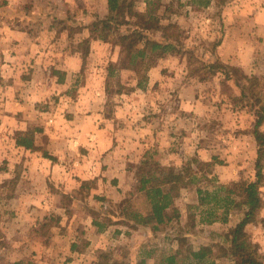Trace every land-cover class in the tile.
<instances>
[{
  "label": "rangeland",
  "instance_id": "1",
  "mask_svg": "<svg viewBox=\"0 0 264 264\" xmlns=\"http://www.w3.org/2000/svg\"><path fill=\"white\" fill-rule=\"evenodd\" d=\"M237 1L239 0H214L211 10L202 12L201 9H197L191 13L188 9V0H153L152 2L155 3L154 7H158V14L162 18L161 22L164 26V32L158 34L157 37L161 38V34H169L171 37L179 39L184 47V54L166 58L161 63L164 66L161 79L151 87L147 85L146 90L143 91L137 90L135 87L138 78L142 74L141 62L138 64L140 75L132 68L122 66L115 77L110 80L106 78V68L111 64H119V62H111L112 52L116 54L119 48L113 43L105 42L101 30L94 29L96 31L95 34L80 40L76 39L77 36H72L71 40L66 36L67 33L70 34L71 30L76 28L77 25L75 23L78 20L80 22H84L86 19L92 20V17L96 15L85 16L84 13L87 11L80 10V8L63 9L55 0L54 5L56 6L52 10L45 7L49 5L47 3L48 0H0V52H9L8 57L11 59L10 55H12V52H22L20 51L21 46L24 49L30 48L28 44L23 45V41L19 42L13 36V27L19 25V27L31 30V38L29 39L31 43L30 52L84 53L86 55L84 69L80 74L82 78L79 81L87 84L92 83L95 87L99 85L98 87L105 88V90L108 82L109 88L108 92H106V103L104 105L101 104V109L104 106L106 116L110 117V120H116L112 124H115L117 129L127 128L136 132L134 137H131L133 143L130 144L131 147L129 148V151L134 155V157L128 158L130 162L127 161V164H130V169H127L126 164L121 173L120 170L116 173L124 181L125 179L128 180L125 183L128 191L121 193L122 196L117 195L116 198L110 197V199H107L98 195L99 193L96 192L95 188L96 185L93 182L88 185H82L89 188V192L81 188L78 190L81 196L85 193L90 194L85 200H80L82 204H78L80 207L76 208L77 211L75 213L79 216L78 220H80L77 225L79 234L85 226L87 228L90 220L89 216H92L93 213L107 215L111 211L119 212L121 201L128 194L137 193L141 175L149 170H156L158 167L174 171L183 170L185 174L189 168L198 172L201 169L198 163H205L209 167L204 166V171H201L200 174L205 173L209 178L215 176L221 184L229 185L221 182L218 175L221 171L220 167L223 170L227 167L239 165L244 170V175L239 181L256 180V163L260 147L253 134L256 120L254 113L247 107H235L237 104L247 105V101L241 97L240 89L232 81L229 84L222 85L223 75L221 70L218 69L216 75H212L211 69L207 67V65L212 63H221L240 69L248 77H264V49L258 54L260 57L255 73L251 72L250 74L245 73L240 67L220 60L218 56L217 49L220 45L221 35L222 32L225 33V26L221 25L222 17L224 14L231 15L232 12H236ZM136 6L139 10L145 9V4L141 1ZM89 15L91 14L89 13ZM209 19L210 21H208ZM50 27H54L58 33L64 34V37H61L62 34L55 35ZM99 36L101 39H98ZM262 44L263 42L260 43V45ZM24 52L27 51L25 50ZM91 52H98L99 54L97 57L95 56L97 54L92 57ZM46 63L49 64V61L46 60ZM157 64H160V61ZM180 66L187 68V71L182 72V69L179 68ZM50 70V67H47L45 77L44 73L36 74V77L40 79L38 83H42L45 79L46 83L44 85L49 84L52 87V83L48 79V71ZM53 72H59V74L55 73V75L57 74L56 80L60 78V71L54 69ZM16 75L17 71L13 70L12 62L10 61H8V65L4 69V73L0 71V78L4 82L0 81V90L3 86L8 88L4 93L0 94V116L5 117L4 119L0 117V236L3 240L2 246L7 245L8 241L4 237L5 232L1 229V223L10 217V211L13 207V201L10 200V197L17 187L14 185L16 176L8 171L13 165L12 163H15L13 139L16 135L13 137V126L16 121L13 120L12 116L13 107L7 103L2 105V98L13 95L10 89L15 86ZM21 77L23 81H26L30 74L25 71V73L21 74ZM178 81L180 83H177ZM188 81L194 82L196 87L193 89L191 97L197 99V103L194 104L193 109L190 111L182 108L179 97L181 95L179 85L181 82L186 83ZM51 87L47 91L38 93L36 101L30 105L29 112L25 114L27 118L35 120L34 125L29 130H39L35 132L34 141L43 147H39L41 151L38 152H41L43 156L44 153L49 154L50 152L44 150V146L52 145V143L62 146L64 150H69L68 152L71 153L75 152L72 149L73 147H79V151H81L93 143L92 133L86 134L83 138L74 134L73 129L70 127L74 122L70 123V118L68 117H72V113L74 115L75 109L60 100L62 95H54L59 94V91L50 92ZM90 91L88 89L87 93H85L86 97ZM60 92L61 94L64 92L63 87H61ZM7 93L9 95H5ZM21 115H24V113L22 112ZM57 116H62L64 120L60 126L55 120ZM42 122L50 124H48V130H46ZM26 127V124L21 125V130L19 129L17 135H22L17 136L16 140L24 135L26 131L22 130H25ZM262 132L264 133V125ZM71 137L75 139V142H72ZM148 140L150 147L147 149L146 147L142 148L143 143L146 144ZM203 149H206L207 152L203 151ZM262 150H264V146H262ZM204 153L206 154L205 156L202 155ZM49 156L55 159L52 160L53 162H57V158L50 154ZM69 158L71 160L80 158V154L78 152L74 158L73 155L69 156L67 153L66 158L63 160L69 161ZM193 160H197L198 163L192 162ZM81 172L82 170L77 171L74 168V177L81 179L79 176V174H82ZM61 174L68 176V172L62 171ZM205 183L207 182H201V184ZM261 183L263 205L259 218L262 221L257 225L250 224L249 226L251 227H264V159L262 161ZM54 188L57 189V187ZM196 188V186H189L186 188L187 190L182 189L179 198L176 200V206L180 209L181 214L182 211H187L196 213L201 218V210L192 208L199 203L191 205V201L196 196ZM93 191L95 192L94 194ZM66 205H68V211L72 212L71 200H67ZM232 213H242L243 215L244 212L239 208L233 209L229 214L228 221L233 215ZM190 226L191 222L187 219L185 221L181 216L178 223L175 221L174 225L168 228L170 232H173V238L177 237L176 234L179 235L176 230L178 231L182 228V235L188 241L187 250H193L192 246H199L198 243H193L196 242L195 238L189 236L191 232H194L191 231ZM235 226L234 224L229 226L227 234L222 235L221 239L214 236L210 243L201 240V244L215 245L214 252L219 264L234 262L229 258L226 250L230 245ZM73 230L74 228H72L71 235ZM221 230H224V228ZM85 233V239H79L82 249L90 237H86ZM200 234L203 235V232ZM247 234L264 259V253L261 254L259 243L255 241L251 234L248 232ZM154 236L156 238L153 239L151 246L155 247L153 254L157 262L160 259L161 252L169 253L170 250L175 249L177 242L174 240L173 242L165 241L164 233ZM135 241L130 239L128 241H114L112 242L113 245L112 243L106 245L104 251H100L97 255L90 254L89 256L94 264L102 253L109 256L110 262L116 260L126 263V261L133 259L134 255H136L137 251L134 250ZM105 243V241H101V244ZM1 252L2 249L0 247V254ZM8 256L7 253L6 257Z\"/></svg>",
  "mask_w": 264,
  "mask_h": 264
},
{
  "label": "crops",
  "instance_id": "2",
  "mask_svg": "<svg viewBox=\"0 0 264 264\" xmlns=\"http://www.w3.org/2000/svg\"><path fill=\"white\" fill-rule=\"evenodd\" d=\"M55 1L63 9L80 8V10H86L88 14H91L89 15L90 17L96 15L99 18H104L108 15V0ZM44 3L50 5V7H48L49 5L45 6L50 10L56 6L54 5V0H50V2L48 0L47 3ZM187 4L191 13L197 9H201L204 12L211 10L214 0H210V5L208 6H193V0H188ZM236 4L238 7L235 13L232 12L231 15L224 14L222 17L221 25L225 26V33L222 32L221 35L220 45L217 49L218 56L220 60L242 68L245 73H255L260 57L258 54L264 49V0H239ZM87 20L89 23V19L84 20V22H87ZM78 22L80 21L78 20ZM28 29L16 25L12 31L13 36L16 37L15 39L19 42L23 41V45L28 44L29 49H24L21 46L20 51L22 52H12V55H10L11 59L8 57L9 52H0V71L4 73L8 61L12 62L13 70L17 71L15 86L10 89L13 95L2 98V105L7 103L13 107L12 116L13 120L16 121L13 126V137L16 135L13 139L15 163H12L13 165L8 171L16 176L14 185L17 187L10 197V200L13 201L10 217L1 223V229L4 230V237L8 243L5 246H1L0 264H94L89 256L90 254L97 255L100 251H104L106 245L114 241H128L129 239L131 241L136 240L134 250L137 252L133 259L126 261L127 264H155L156 261L153 254L155 247L151 245L156 236L152 235L149 228L140 227L132 230L125 225H112L99 232L98 228L94 226L93 217L90 215L87 228L85 226L79 234L77 225L80 220H78L79 216L75 212L77 211L76 208L80 207L78 204H82L80 200H84V198L78 193V190L83 184L88 185L93 182L96 185V192L102 198H116L117 195L122 196L121 193L127 192L125 183L128 180L125 179L124 181L116 173L119 170L121 173L127 161L130 162L128 158L134 157L129 148L131 147L130 144L133 143L131 137H134L136 132L127 128L117 129L115 124H112L116 120L112 119V122L110 117L106 116L104 106L101 109V104L104 105L106 103L105 88L98 87L99 85L95 87L92 83L87 84L79 81L82 78L80 74L84 69L86 57L84 53L30 52L31 43L29 39L31 38V30ZM50 29L54 31L55 35L62 34L58 33L54 27H50ZM95 32L92 27H76L71 30L70 34L67 33L66 36L70 40L72 36H77L76 39L80 40L85 39L84 37H91ZM62 35L61 37L63 38L64 34ZM98 39H101V37L99 36ZM261 42H263L262 45H260ZM25 50L27 52H24ZM98 54V52H91L92 57L94 55L97 57ZM111 56V62H119L120 49H118L116 54L112 52ZM46 60L49 61V64H47L48 62L46 63ZM164 60L162 59L160 64H156L148 72V85L150 87L161 79L162 68L164 67L161 63ZM47 67L51 69L48 71V79L51 81L52 87L49 84L44 85L46 83L45 79L42 83H38L40 79L36 77V74L40 73H44L45 77ZM179 68L182 69V72L187 71V68L183 66ZM54 69L61 72V76L60 78L57 77V80L56 75L59 72H55L57 73L55 75ZM25 71H28L30 77L23 81L21 74L25 73ZM106 78H108V68H106ZM0 81L3 82L1 78ZM177 83L180 82L178 81ZM179 86V92L181 93L179 96L180 104L184 110L190 111L193 109L194 104L197 103V99L191 97L196 86L194 82L190 81L181 82ZM50 87V92L59 91V94L54 95H62L60 100L75 109L74 115L72 113V117H68L70 118V123L74 122L71 124L72 126L70 125L74 134L83 138L86 134L92 133L93 140V143L81 151H79V147H73L74 153L64 150L62 146L55 145V143L45 145L44 150L57 158V162L44 157L41 152L16 145L17 136L22 135H17L19 129L21 130V125L26 124L27 127L22 131L27 132L35 123L33 118L25 116L30 110V105L36 101L38 93L47 91ZM61 87L64 89L62 94L60 92ZM7 89L5 86L1 87L0 94ZM88 89L91 91L86 97L85 93H87ZM5 95H9V93ZM22 112L24 115H21ZM0 117L2 119L5 118L3 116ZM55 120L59 126L64 121L62 116H57ZM42 123L48 130L49 123ZM72 142H75V139L72 138ZM35 144L37 147H43L39 143ZM144 147L146 149L150 147L149 140L146 144L143 143L142 148ZM203 151L207 152L206 149H203ZM78 152L80 158H75ZM67 153L69 156L73 155L75 159L63 160L66 158ZM202 155L205 156L206 154ZM74 168L77 171L82 170V174H79L81 179L74 177ZM220 168L221 171L218 175L222 183L231 184L239 181L244 175V170L239 165L227 167L223 170L222 167ZM127 169H130V164H127ZM62 171L68 172V176L61 174ZM223 174L225 175L223 176ZM54 187H57V189ZM195 194L196 196L191 201V205L198 204L196 189ZM67 200H71L72 212L68 211ZM182 217L185 221L187 219L191 222L190 228L194 232H191L189 236L194 237L196 242L193 243H198L199 245L192 246L194 250L201 245H208V243L201 244V240L210 243L214 236L221 239L222 235L227 234L229 226L233 224L235 226L242 220L243 215L242 213H234L229 218L228 223L216 222L210 225L202 224L200 217L196 213L182 211ZM72 228L74 230L71 235ZM222 228L224 230H221ZM246 230L259 243L261 254L264 253V227L248 226ZM201 232H203V235L200 234ZM84 233L86 237H90L82 249L79 239H85ZM113 239L115 240L113 241ZM101 241L106 243L101 244ZM175 249H178L177 243ZM7 253L8 257H6ZM229 264H234V262H229Z\"/></svg>",
  "mask_w": 264,
  "mask_h": 264
},
{
  "label": "trees",
  "instance_id": "3",
  "mask_svg": "<svg viewBox=\"0 0 264 264\" xmlns=\"http://www.w3.org/2000/svg\"><path fill=\"white\" fill-rule=\"evenodd\" d=\"M141 1L145 4L144 10H139L136 6ZM153 0H108V15L104 18L92 17L87 22H74L76 27H92L101 30L103 40L113 43L120 49L119 64H111L108 67V80L116 76L122 66H127L135 70L140 75L138 64L142 63V74L137 81V89L146 90L148 85V72L159 61L168 57L184 54V47L179 39L171 37L169 34H158L164 32L162 18L158 14V7L155 8ZM208 6L210 0H193V6ZM85 16L89 17L87 12ZM71 19V18H70ZM211 69L212 75H216L218 69L223 75L222 85L231 81L240 89L243 100L247 105L237 104L241 108L247 107L254 113L256 118L253 129L254 137L258 143L259 157L256 163L257 173L255 181L241 180L229 185L221 184L215 176L209 178L204 171L205 163H198L200 170L194 171L192 168L174 171L167 168L158 167L156 170H149L143 173L139 180V188L136 194H128L121 201L119 212L111 211L110 214L93 213L94 226L99 232L104 231L112 225H125L132 230L140 227L149 228L153 235L165 234L164 240L168 242L176 241L178 249H172L169 253L161 252L160 259L156 264H219L214 252L215 245L201 246L195 250H187V238L182 235V228L176 232V238L168 228L181 219V211L176 206L182 189L189 186H196L198 195V205L192 208L201 210L200 222L202 224H213L216 222H228L230 212L239 208L243 210L242 220L234 227L230 245L226 250L227 255L234 261V264H264V259L260 255L255 244L250 240L246 228L250 224H259L260 211L263 200L261 197V176L262 161L264 159V77L246 76L240 69L227 66L221 63L207 65ZM109 83L106 85L108 92ZM39 130H28L23 136L16 140V145L41 151L35 145V132ZM44 157L51 158L48 153ZM215 159V158H214ZM216 160V159H215ZM202 181L207 183L201 184ZM81 189L89 188L82 186ZM79 193V192H78ZM85 193L82 197L89 196ZM167 233V234H166ZM175 235V232H174ZM3 244L0 236V247ZM95 264H126L119 261L110 262L107 254H100Z\"/></svg>",
  "mask_w": 264,
  "mask_h": 264
}]
</instances>
